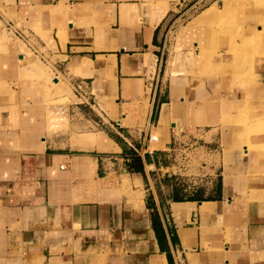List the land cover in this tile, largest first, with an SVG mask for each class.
Returning <instances> with one entry per match:
<instances>
[{
  "label": "crops",
  "instance_id": "obj_1",
  "mask_svg": "<svg viewBox=\"0 0 264 264\" xmlns=\"http://www.w3.org/2000/svg\"><path fill=\"white\" fill-rule=\"evenodd\" d=\"M182 5L0 0V264H264V160L225 145L236 124L264 116L254 101L264 100V66L247 83L174 69L179 46L200 54L193 37H181L188 26L168 29ZM164 112L168 141L148 150ZM107 123L118 151L74 147L83 124ZM200 134L219 135L223 146L207 163L213 195H160L151 174L161 157H171L177 135ZM126 149L142 157L145 174L129 171Z\"/></svg>",
  "mask_w": 264,
  "mask_h": 264
},
{
  "label": "rangeland",
  "instance_id": "obj_2",
  "mask_svg": "<svg viewBox=\"0 0 264 264\" xmlns=\"http://www.w3.org/2000/svg\"><path fill=\"white\" fill-rule=\"evenodd\" d=\"M182 4L179 22L176 25L171 22L168 29L171 26L172 32H174L176 28L181 30L188 26L182 32L181 37H193L190 41L188 40V45L193 43L192 47H197L200 51L201 48H204L205 57L197 60L198 57L194 52L184 56L180 53L181 46H179L176 49L178 51L177 68L180 64L193 65L196 69H201L200 73L206 72L202 75L197 74L200 78L209 73L222 77L233 73L244 77L246 83L253 77L255 78V74L259 73L261 67L264 66V0L233 1L227 9H225L226 0H182ZM213 11L218 13L208 15V12ZM190 22L192 23L189 24ZM179 25L180 27H178ZM199 31L200 33H198ZM197 33L201 43L197 42V37H195ZM172 42H174V37L169 41V46ZM196 53H199L198 49ZM220 53L228 58L225 59V63L224 59L218 56ZM215 59L221 61V65H217V68L213 66ZM193 75V82H197L199 78L195 72ZM258 87L261 85L258 84ZM73 101L79 102L77 98H74ZM254 101L261 106V113H263L264 100L256 99ZM86 113L96 120L94 113L97 112L95 110H87ZM62 115L64 116L63 111L61 117L57 116L58 121L62 119ZM81 129L83 132H78L73 136L74 147L95 148L98 151L106 152L119 150L115 142L106 134L117 137V133L110 124L107 123L105 127L83 124ZM144 129V127L140 128L141 131ZM118 131L125 137L129 135L128 130L118 129ZM132 131H134L131 132L132 134L141 132L138 129ZM219 140V135L206 137L204 134H200L186 138L177 135L172 145L174 151L171 153V157L164 158L162 156L160 159L161 171H154L151 174L157 192L160 195L168 196L177 193L176 189H178L179 195L183 198L211 197L215 185L209 184V179L216 175V171H213L212 175L211 169H208V167H212V164L207 163L215 158L212 156H216V159L219 160L223 149ZM225 145L227 154L238 148L242 150V157L249 150L250 158L254 156L259 158V161L264 160V116L252 121L247 118L236 124L231 141L229 142V138L225 137ZM244 147L247 148L245 151ZM213 150L218 151L214 153ZM251 152H254L255 155L252 156Z\"/></svg>",
  "mask_w": 264,
  "mask_h": 264
},
{
  "label": "trees",
  "instance_id": "obj_3",
  "mask_svg": "<svg viewBox=\"0 0 264 264\" xmlns=\"http://www.w3.org/2000/svg\"><path fill=\"white\" fill-rule=\"evenodd\" d=\"M112 138H114L117 142H120V138L113 136L110 134ZM126 148V147H125ZM126 158L128 160V169L132 173H139V174H145V165L142 157L133 149L128 150L126 149ZM148 163L150 162V157H146ZM177 193H174V199H185L181 197L178 193V189H176ZM198 196L188 197V199H194ZM153 221H154V228L156 230L158 239L162 245V247H165L167 245V238L164 232L163 224L160 220V217L158 213H154L153 215Z\"/></svg>",
  "mask_w": 264,
  "mask_h": 264
},
{
  "label": "bare ground",
  "instance_id": "obj_4",
  "mask_svg": "<svg viewBox=\"0 0 264 264\" xmlns=\"http://www.w3.org/2000/svg\"><path fill=\"white\" fill-rule=\"evenodd\" d=\"M233 1H238V0H226V8L227 9L229 6V4ZM218 12L216 11H213V12H208V15L210 14H214L216 15ZM198 44V43H197ZM197 60H201L203 57H205V51H204V48H201V51H200V54L197 55ZM177 60H175L174 62V69L177 68ZM261 131V130H260ZM258 131V132H260ZM168 133H169V125H168V122H167V115H166V112H164L163 116H162V119H161V122L159 124V127H158V134H157V140H161L162 143H164L165 141H168ZM229 138V137H228ZM231 141V137L229 138V142ZM154 148L158 147V144H154L153 146Z\"/></svg>",
  "mask_w": 264,
  "mask_h": 264
},
{
  "label": "built area",
  "instance_id": "obj_5",
  "mask_svg": "<svg viewBox=\"0 0 264 264\" xmlns=\"http://www.w3.org/2000/svg\"><path fill=\"white\" fill-rule=\"evenodd\" d=\"M157 141V137L155 135H153V133L151 131H149V136H148V140H147V149L149 150L150 148V144L152 142ZM151 152V151H150ZM152 153V152H151Z\"/></svg>",
  "mask_w": 264,
  "mask_h": 264
}]
</instances>
